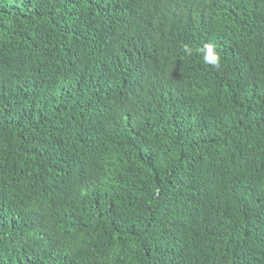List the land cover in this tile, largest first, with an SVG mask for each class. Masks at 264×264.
Masks as SVG:
<instances>
[{
  "label": "trees",
  "instance_id": "trees-1",
  "mask_svg": "<svg viewBox=\"0 0 264 264\" xmlns=\"http://www.w3.org/2000/svg\"><path fill=\"white\" fill-rule=\"evenodd\" d=\"M0 264H264V0H0Z\"/></svg>",
  "mask_w": 264,
  "mask_h": 264
},
{
  "label": "clouds",
  "instance_id": "clouds-1",
  "mask_svg": "<svg viewBox=\"0 0 264 264\" xmlns=\"http://www.w3.org/2000/svg\"><path fill=\"white\" fill-rule=\"evenodd\" d=\"M207 47V52L204 56V59L206 62H210L211 64H213L214 66H219V56L218 54L214 53L212 51V47L211 46H206Z\"/></svg>",
  "mask_w": 264,
  "mask_h": 264
}]
</instances>
